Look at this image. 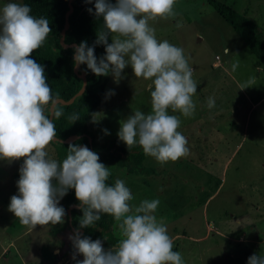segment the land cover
Returning a JSON list of instances; mask_svg holds the SVG:
<instances>
[{
  "label": "rangeland",
  "instance_id": "1",
  "mask_svg": "<svg viewBox=\"0 0 264 264\" xmlns=\"http://www.w3.org/2000/svg\"><path fill=\"white\" fill-rule=\"evenodd\" d=\"M216 1L259 26L264 39V0ZM9 2L20 0H0V8ZM175 11V18L149 23L157 40L182 48L194 69L193 115L169 109L180 118L178 131L187 138L189 153L164 165L146 155L143 165L155 171L150 176L104 165L113 185L122 179L130 188V204L160 200L155 216L167 226L173 251L182 254L184 264H247L251 255L264 254V68L205 0H176ZM215 56L219 66L212 67ZM122 77L117 84L108 75L96 115L87 124L96 145L116 136L120 122L135 111L151 112V81L136 78L130 67ZM249 79L252 84L241 90ZM110 90L115 95L108 97ZM209 97L215 99L211 109ZM46 150L55 159L50 145ZM22 163L0 160V264H75L65 217L62 224L35 228L13 224L17 218L8 206L18 194ZM112 232L119 241L116 221Z\"/></svg>",
  "mask_w": 264,
  "mask_h": 264
},
{
  "label": "clouds",
  "instance_id": "2",
  "mask_svg": "<svg viewBox=\"0 0 264 264\" xmlns=\"http://www.w3.org/2000/svg\"><path fill=\"white\" fill-rule=\"evenodd\" d=\"M85 2L92 4L93 0ZM175 4L176 0H94V13L92 8L87 11L102 19L103 27L93 46L85 41L74 47L75 66L87 65L96 76L111 74L118 84L130 67L136 78L151 81V112L137 110L129 115L120 122L117 136L128 149L139 145L161 165L189 153L187 138L178 131L180 118L170 115L169 109L192 116V97L197 92L194 69L184 50L167 40L158 41L149 23L175 18ZM30 13L28 5L17 2L0 8V160L11 164L23 159L18 194L10 198L8 211L32 228L62 224L66 212L60 200L74 190L83 213L81 229L96 225L103 213L115 219L121 236L116 245L105 250L102 240L93 241L74 231L68 239L75 264H184L182 254L173 251L167 226L155 216L159 199L130 204L133 196L125 181L107 184L109 167L86 145L70 143L62 162L49 157L48 145L61 143L56 141L53 121L63 111L61 101L52 94L44 66L30 58L51 32L49 21ZM182 26L179 20L175 24ZM97 45L105 48L99 59ZM252 82L249 79L241 84V90ZM112 95L115 93L110 90L107 96ZM207 106H215L213 97L208 98ZM68 119L74 124L79 116L72 114ZM247 264H264V254L251 255Z\"/></svg>",
  "mask_w": 264,
  "mask_h": 264
},
{
  "label": "trees",
  "instance_id": "3",
  "mask_svg": "<svg viewBox=\"0 0 264 264\" xmlns=\"http://www.w3.org/2000/svg\"><path fill=\"white\" fill-rule=\"evenodd\" d=\"M111 2L115 3V0H111ZM205 2L230 26L260 66L264 68V39L260 27L245 15L236 12L219 1L205 0ZM20 3L31 8L30 15L35 18H46L49 21L51 32L44 44L35 50L30 58L44 66L47 82L52 89L53 96L63 101L69 100L75 96L82 86V79L77 77L76 73L82 74L85 79L83 91L75 96L69 105L61 104L63 115L53 121L57 133L56 139L64 140L70 136H77V139L71 143L86 145L90 150L97 152L101 163L114 164L127 174L153 175L155 171L143 165L146 155L139 145L128 149L118 139L117 135L107 142L96 145L93 135L87 129V124L104 94L108 76H96L90 70H87V65H80L74 73L72 71L74 47H62L60 39L62 37V43L65 45L75 44L78 46L85 41L90 47L94 45L97 39V31L103 27L102 19L98 20L87 11V9L92 8L94 13V0L92 4L86 3L85 0H20ZM68 5L71 6L72 11L67 16L68 28L61 35L64 14L68 10ZM109 43H111V40H109ZM104 54L105 48L103 45L95 46V55L98 59ZM72 114H78L79 116L74 124L68 119ZM88 140H90V144ZM69 144L58 142L49 144L54 150L55 160L62 162L66 158ZM106 183L113 185L110 178ZM60 201L65 212L70 205L75 206L69 211L70 226L73 230H79L83 236H88L93 241L102 240L105 250L116 245L118 239L112 232L115 222L112 216L102 213L101 219L96 222V225L81 229L79 220L83 213L79 207V202L76 200L74 190H69L67 195ZM65 220L68 225L67 214ZM17 222L19 220L15 219L13 224Z\"/></svg>",
  "mask_w": 264,
  "mask_h": 264
},
{
  "label": "water",
  "instance_id": "4",
  "mask_svg": "<svg viewBox=\"0 0 264 264\" xmlns=\"http://www.w3.org/2000/svg\"><path fill=\"white\" fill-rule=\"evenodd\" d=\"M71 11H72V8H71L70 5H68V10H67L66 13L64 14V24H63V29H62L61 35H63V34H64V31L68 28L67 16H68V14H69ZM60 45H61L62 47H66V46H73V47H75V46H76L75 44H72V45H65V44H63V43H62V37H61V39H60ZM73 59H74V53H73ZM76 69H77V66H75V64H74V66H73V68H72V71H73L74 73H76ZM76 75H77V77H79V78L82 79V86H81L80 90L75 94V96L79 95V94L83 91V89H84V87H85V79H84L83 75H82V74H78V73H76ZM75 96L71 97V98H70L69 100H67V101H63V100H61V99H59V100L61 101V104H62V105H69V104L73 101V99H74ZM75 139H77V136H70V137L65 138L64 140L56 139V141H61L62 144H69V143H71L72 141H74ZM88 143L90 144V140H88ZM81 146H84V145H81ZM72 208H75V206H74V205H70V206L68 207V209L66 210V214H67V216H68V227L70 228L71 232L73 233L75 230H73V229L71 228V226H70V218H69V211H70V209H72Z\"/></svg>",
  "mask_w": 264,
  "mask_h": 264
},
{
  "label": "crops",
  "instance_id": "5",
  "mask_svg": "<svg viewBox=\"0 0 264 264\" xmlns=\"http://www.w3.org/2000/svg\"><path fill=\"white\" fill-rule=\"evenodd\" d=\"M213 65H218L219 66V63L217 61H215V62L212 63V67H214Z\"/></svg>",
  "mask_w": 264,
  "mask_h": 264
},
{
  "label": "built area",
  "instance_id": "6",
  "mask_svg": "<svg viewBox=\"0 0 264 264\" xmlns=\"http://www.w3.org/2000/svg\"><path fill=\"white\" fill-rule=\"evenodd\" d=\"M215 61H218L217 57L215 56ZM214 67H217L218 65H213Z\"/></svg>",
  "mask_w": 264,
  "mask_h": 264
}]
</instances>
